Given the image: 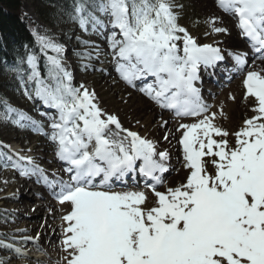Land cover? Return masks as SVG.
Instances as JSON below:
<instances>
[{"label":"snow or ice","instance_id":"6c2138e0","mask_svg":"<svg viewBox=\"0 0 264 264\" xmlns=\"http://www.w3.org/2000/svg\"><path fill=\"white\" fill-rule=\"evenodd\" d=\"M217 3L238 18L242 35L264 55V0ZM178 6L174 0H100L98 5L123 37L117 40L113 33L110 38L121 78L132 84L152 76L155 87L148 85L141 91L162 108L174 109L177 116L202 117L196 123L180 125L184 129L180 144L191 170L186 183L167 192L155 191L152 185L155 206H147L144 192L114 191L110 181L135 171L141 161V174L159 183L155 173L166 171L160 161L168 154L157 153L152 141L123 129L116 116L104 113L94 102V92L72 87L71 74L61 62V45L38 38L42 50L57 53L48 57L52 83L39 79L35 57H29L37 81L35 96L59 112V121L51 125V139L58 145L59 159L69 165L65 171L72 175L71 182L50 181L42 168L23 156L20 160L32 167L20 172L39 174L49 187L58 184L59 203L70 205L68 214L62 216L64 264H264V74L247 72L243 83L246 98L255 100V115L232 134L236 141L230 146V133L214 123L217 113L207 114L209 106L194 84L201 65L214 66L224 56L218 47L198 44L179 25L174 11ZM75 12L73 18L81 28L89 22L94 29L103 27V21L83 3ZM209 23L214 25L215 20ZM212 30L227 31L215 26ZM181 39L182 48L177 43ZM229 55L235 60V70H242L247 54ZM25 95L32 99L27 91ZM12 113L17 117L13 123L39 130L37 121L10 106L3 118L9 119ZM110 125L127 135L115 138L119 133H111ZM204 157L218 158L211 160L214 173H208L209 161ZM101 176L99 185L93 183ZM15 252L24 255L19 248Z\"/></svg>","mask_w":264,"mask_h":264},{"label":"bare ground","instance_id":"6f19581e","mask_svg":"<svg viewBox=\"0 0 264 264\" xmlns=\"http://www.w3.org/2000/svg\"><path fill=\"white\" fill-rule=\"evenodd\" d=\"M195 2L197 3L200 10L204 12V15L206 17L215 20L214 25L210 24L211 29H213V26H215L227 30L226 32L220 33H216L213 31V34L216 37V41H210L205 44H211L214 47L220 48L222 54L223 52L230 53L233 51L247 54V62L244 68L240 71L235 70L236 63L233 57H229L227 55H223L225 56L224 60L218 61L214 66L205 67L201 65L198 68V72L201 75V84L199 83L195 87L197 88L199 85L201 86V88L199 89L200 97L204 99V104L208 105L209 109H213L212 103L214 104V106L217 105V97L220 93H223V88L231 87V97H234V99L228 98V100L225 101L226 118L227 121H229V128L230 126H235L238 121L241 120V126L244 127V121L250 119L253 115H255V113L252 111L253 107L255 106V100L251 97L246 98L245 89L242 92L238 87V83H236V80L238 79V75L242 73L244 74V77H246L247 72L249 71H257L261 74H264V55L256 52L255 50H251L250 47L243 41V39L240 37L241 33L237 27L234 15L224 12L218 6L217 0H195ZM107 18V21L109 22L108 25H112V18L109 15L107 16ZM112 35L113 32L109 31V29L106 28L105 37L109 36V43H106L104 53L109 56L114 52V49L111 46L110 42V38L112 37ZM115 38L117 40L122 39L121 35H115ZM180 47L182 48V46ZM48 50L55 54L52 49ZM102 59V55H100L99 59H97V62H102ZM118 62V57L113 56L110 58L108 73L102 76V78L100 79L102 85H106L110 78H115L116 80H118L117 77L120 78V73L116 71L114 67V65H117ZM229 75L232 76L230 79ZM150 80H152L151 82L154 81L152 76H146L141 79H137L132 84L128 85L129 90L138 95L133 96V101H130L128 110L125 113L111 108L100 100L99 102H97L99 97L97 89H94V91L92 92H94L96 96L94 102L97 103L98 106L101 104L99 107L103 110L104 113L116 116L123 129L136 132L142 138L152 141L155 145L157 153L166 152L168 154L166 158L169 161L168 163H166L165 161H160L165 168H168V171L165 175L158 176L160 178L159 183H157L156 181L151 182L155 185V191H157L156 188L158 186L164 185L163 183L165 182V180L169 178L173 180L179 179V177L186 175V173L190 175L191 170L186 167L183 146L180 144V140L184 131V129L180 128V124L192 121L194 122L200 117L177 116L175 110L171 111V109L162 108L160 104H158L154 99L146 95L144 91H141V89L147 87L144 86V84H148V81ZM122 81L124 83L125 80L122 79ZM206 83H208V85H206ZM210 86L214 88V92L210 90ZM88 90L90 91L89 88ZM210 96L212 100L207 99ZM47 107L49 106L45 103H42L41 108L44 109V111H52L53 107ZM166 112L168 113L166 114ZM42 119L46 120L45 116L42 115ZM52 119L53 121H51L50 124L56 121V117L54 116L52 117ZM164 122H166V125H164ZM167 122L169 124H167ZM39 125L42 126L41 124ZM110 128L111 133H119V135L115 137L117 139H122L127 135V132L120 131L115 127V125H110ZM52 134L53 132L49 131L45 134V136H47L46 138L49 139L51 138ZM165 136H167V139H165ZM16 140H18V137L16 138ZM40 143L43 142L41 141ZM46 144L47 145L45 147H43L42 144H30L26 147L23 143H21L19 146L13 145L10 148V151L15 157H18V160L23 168H30L31 166L26 164L28 163L27 160H20V157H30L32 161H34V163L38 166L47 165V170L44 171V174L46 176L52 177L53 179H60L66 182H70V176L65 172L63 167L64 164L58 161V156L56 153V143L50 140ZM125 144H127V141H125ZM93 147L94 144L90 145L89 151H91ZM18 149H23V155H19ZM45 152L53 153V157H51L50 159L45 158ZM39 153H42L44 155L43 159L39 155L36 157L33 155ZM158 157L159 156L157 155L156 158ZM140 165V163H136V168ZM187 177L186 180L179 183L177 187L181 184L186 183ZM42 180L43 179L40 177V175L30 177L21 175L20 169H18L17 167L11 174H7L5 178H2V176L0 175V202L4 199L3 194L5 189H17L19 192V196H17L18 199L14 200L15 208H20V210L16 212L18 217L9 224H12L15 227L22 226V228L12 230V233L16 235L22 232H26L29 234H38L35 242L31 243V250L27 252L33 254L32 256L30 255L31 260L30 262H28V264H54L56 258H54L53 256L45 257V252L55 251L56 253L57 250L58 254V252L61 251L58 248V238L62 240V236L64 235L63 231L60 233L61 227L65 226V222L62 220V216L68 214V212L70 211V209L67 210L68 212L60 209L61 205L59 206L60 203L57 197L54 195V188L43 184L41 182ZM111 181L112 182L110 183L114 184L112 190H118L119 188H129L126 189V191H133L131 187L136 183V187L138 186V189H143L141 187V184L145 182L137 174L134 177H130L128 174H126V177L120 180L113 177ZM30 182L33 184H30ZM93 183L95 182L93 181ZM33 188L40 190V194L35 192L36 189ZM26 190H28V193H32V196H29V194L27 195ZM152 191L154 192L153 189ZM152 191L148 192L144 189L142 190V192H144L147 197V202H150L151 198H153L155 201L157 200V197L155 196V194H153ZM35 198L39 199L41 202H39V200L38 202H34L33 199ZM35 203L40 204L38 207L32 210V207H34ZM46 209H51V211L49 214L44 215L43 212H45ZM56 243H58L57 246ZM20 244L22 245L23 243L21 242ZM39 244H41L42 246L38 247ZM38 250H40V252H37ZM38 253H40V255ZM23 256L28 257L25 254L20 255L15 252L13 256L7 260L8 264H25L23 259H21V257Z\"/></svg>","mask_w":264,"mask_h":264},{"label":"rangeland","instance_id":"374dc122","mask_svg":"<svg viewBox=\"0 0 264 264\" xmlns=\"http://www.w3.org/2000/svg\"><path fill=\"white\" fill-rule=\"evenodd\" d=\"M99 3L100 0H97L96 5L93 7L91 12L97 18L103 21V27L97 26L95 29L93 28L91 22H89L85 26V28H81L79 21L77 19L76 20L74 19L71 23H67L65 21L63 22L59 21L60 23H57V21L53 20V18L51 17L52 16L51 13H49V11L46 10L43 6L38 5L39 11H37L35 7H33L31 0H24L22 2V12L34 24V32L38 36V38L44 37L62 46L63 51L60 53L61 62L64 69L71 74L72 87L81 88V86H83V88H87V89L89 88L90 92L94 91V89L95 90L97 89V93L99 95L97 102H99L100 100L103 103L110 106L111 108L117 109L122 113H125L128 110L130 101H133L132 100L133 96L135 95L137 96L138 94L131 92L128 86L123 84L121 76L120 78L117 77L118 80H116L115 78L112 79L110 78L109 79L110 81L108 80L106 85L101 84L100 79L102 78V76L108 73V68H109L108 65L110 58L113 56L115 57V50L110 56L104 53V48L106 46V43L107 44L109 43V36L105 37L106 28H108L109 31L115 33L116 36L121 35V33L119 32V29L114 28L112 25H108L109 23L107 21L108 15L98 10ZM174 3L176 5H179L174 9V11L178 14L179 25L185 28L189 33V35H191L194 39L197 40L198 44L203 45L210 41L213 42L216 41L215 40L216 37L214 36L213 30L211 29L209 23V21H211L212 19L204 15V12L200 10L195 0H174ZM178 35L183 37V33H178ZM121 38H123L122 35ZM177 43L179 44V46L183 47V39L177 41ZM39 45L42 49V44L40 40H39ZM43 51L48 52L49 54H51V56L57 55V53L54 54L48 49H44ZM230 53H242V52L233 51ZM100 55H102L103 58L102 62H97V59H99ZM223 55H227L229 57L231 56L229 55L228 52H223ZM47 64L50 66L49 60ZM26 65L29 70V75L31 79L29 80V78H27L26 80H19V82L16 85L11 87V90L5 92L6 96L4 98L5 99L4 105H0V143H2L3 145L2 148L4 149L2 150V148L0 147V153H1L0 175L2 176V178H5L7 174H11L14 171V169H16L14 165L18 164L20 166L17 167L18 169L23 168L19 160L15 159L9 152L10 148L12 147L11 146L12 144L19 146L21 143H23L26 147L29 146L30 144H42L43 147H45L48 141L50 140L52 141L51 138L49 139L46 138L47 136H45V134L49 131L53 132V130H50L49 128L50 127L49 124L51 123V121H53V119H50V117L48 116V114L51 115L50 113L44 111V109L41 108V105L44 102L35 96L37 81L35 78H33V65L29 63V58L26 61ZM114 67L117 71V65H114ZM35 71L37 72L36 60H35ZM39 79L43 80L40 75H39ZM244 79L245 77L244 74L242 73L238 75V79L236 80L237 82L233 81L238 83V87L241 89L242 92L244 91V87H243ZM206 85H208V83H206ZM230 88L231 87L223 88L224 90L223 93H220L217 97L218 98L217 105L214 106V104L212 103L213 109L212 108L208 109L207 114L217 113L214 123L230 133V135L227 137V140L229 141L230 146H235L236 137L232 134L238 132L241 128H243V126H241L242 123L241 120L238 121V123L235 126L232 127L230 126L229 128V121H227L226 118L225 101L228 100V98H230L232 95L231 93L232 89ZM210 90H212V92L215 91L212 86H210ZM26 91L32 96V99H29L28 96L25 95ZM207 99L212 100L211 96L208 97ZM6 105L14 109H17L18 111L24 112L27 116L31 117L32 120L37 121L38 125L41 124L42 126L39 125L40 126L39 130H37L35 126H32L30 124H28L25 127H21L19 124L13 123V121L17 119L15 113H12L9 119H4L3 115L7 114ZM47 108H50V106ZM221 111L223 112V115H220ZM167 113L168 112H166V114ZM42 115L45 116L46 120L42 119ZM201 118L202 117L198 118L194 122L192 121L182 124L196 123ZM25 123H26L25 121H21V124H25ZM167 124L169 123L167 122ZM164 125H166V122H164ZM17 137L18 140H16ZM214 138L217 140L221 139L220 137H216V136H214ZM41 141L43 143H40ZM33 155L35 157L39 155L42 159L44 155L46 156L45 158L47 159L53 157V153H49V152H45L44 155L42 153L33 154ZM156 159L159 161V157ZM204 159L206 161H209V163L206 165V169L208 173H214L215 168L211 164V160L212 159L218 160V158L204 157ZM163 161L167 162L168 159H165ZM46 166L47 165H42L39 167L42 168L44 171H46L47 170ZM35 175H39V174H29L26 176L30 177ZM187 175L188 173H186V175L182 177H179V179L171 180L169 178L165 180V182L163 183L164 185L158 186L156 190L159 192H167L169 188H176L179 183L186 180ZM30 184L33 183L30 182ZM142 188L146 190L145 187ZM126 189L129 188H119L118 190H114V191H126ZM131 189H133V191H139V192H142L143 190V189H138V186L132 187ZM35 192L40 194L41 191L36 189ZM26 193L27 195L29 194V196H32V193L30 192L28 193V190H26ZM153 194L155 193L153 192ZM3 195H10L11 197H9V199L11 200L3 199L0 202V240L1 242H3V245H12L13 247L8 248L2 246L3 248H6L9 251H11L12 252L11 254H5L4 252L1 251V247H0V264H4L3 261L7 262L8 264L7 260L13 256V254L15 253L14 252L15 248H19V246H21L20 244L21 242H14V245L11 243V240L14 239L16 240L20 238L19 233L17 235L13 234L12 230H15L17 228H22V226L15 227L12 224H9L10 222L14 221L15 218L18 217L16 212L20 210V208L16 209L14 206V200L18 199L17 196H19L18 190L7 188L5 189ZM38 200L39 199L37 198L33 199L34 202H38ZM39 202L41 201L39 200ZM39 204L40 203H35L34 207H32V210L38 207ZM59 206L60 209L63 211H67L68 209H70V205L68 204H59ZM147 206L148 207L155 206V200L151 198L150 202L149 201L147 202ZM50 211L51 209H46V211L43 213L44 215H47L50 213ZM63 227L64 226L61 227L60 233L63 231ZM22 233H26V232H22ZM28 236L30 238L31 243H33L35 242L38 234L37 233L29 234ZM62 237L64 238V235ZM62 241L63 239L60 240V238H58L59 244L56 243V246L58 244V248L59 250H61L58 252V254H57V250L56 253L55 251L45 252L46 253L45 257L53 256L54 258H56L55 262L57 263L54 262V264H58V263L64 264L63 257L65 253L63 252ZM31 245L29 250H31L32 248ZM41 246H42L41 244L38 245V247ZM29 250L27 252H29ZM27 252L24 254L27 255L29 258L24 256L21 257V259H23L25 264H28V262H30L31 260L30 255L31 256L33 255ZM37 252H40V250H38ZM38 254L40 255V253Z\"/></svg>","mask_w":264,"mask_h":264},{"label":"trees","instance_id":"16d2710c","mask_svg":"<svg viewBox=\"0 0 264 264\" xmlns=\"http://www.w3.org/2000/svg\"><path fill=\"white\" fill-rule=\"evenodd\" d=\"M23 1L0 0V105H4L6 91L11 90L19 80L29 77L26 65L29 57H35L41 78L46 83L53 82L50 66L47 64L50 54L41 49L38 36L34 32V24L22 12ZM31 1L37 11L38 5L48 10L57 23H60L59 21L71 23L76 16L75 8L79 3H83L91 12L97 2V0Z\"/></svg>","mask_w":264,"mask_h":264}]
</instances>
